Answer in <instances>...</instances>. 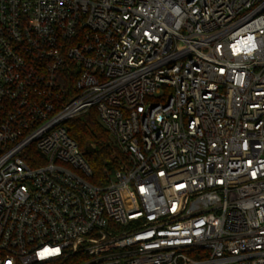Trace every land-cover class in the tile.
Here are the masks:
<instances>
[{
    "label": "built area",
    "instance_id": "obj_1",
    "mask_svg": "<svg viewBox=\"0 0 264 264\" xmlns=\"http://www.w3.org/2000/svg\"><path fill=\"white\" fill-rule=\"evenodd\" d=\"M0 264H264V0H0Z\"/></svg>",
    "mask_w": 264,
    "mask_h": 264
},
{
    "label": "trees",
    "instance_id": "obj_2",
    "mask_svg": "<svg viewBox=\"0 0 264 264\" xmlns=\"http://www.w3.org/2000/svg\"><path fill=\"white\" fill-rule=\"evenodd\" d=\"M70 136L78 144L92 169V182L105 184L125 156L114 144L108 130L100 123L96 109L92 108L68 122Z\"/></svg>",
    "mask_w": 264,
    "mask_h": 264
}]
</instances>
